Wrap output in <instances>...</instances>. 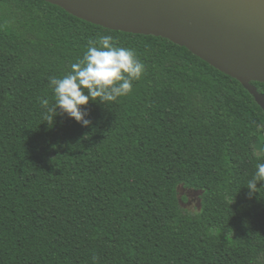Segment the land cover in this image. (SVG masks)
<instances>
[{
  "label": "trees",
  "instance_id": "16d2710c",
  "mask_svg": "<svg viewBox=\"0 0 264 264\" xmlns=\"http://www.w3.org/2000/svg\"><path fill=\"white\" fill-rule=\"evenodd\" d=\"M103 35L134 50L142 78L90 100L88 126L52 124L49 78ZM261 162L264 110L187 47L0 0V264H264V182L247 188ZM179 185L202 190L199 211Z\"/></svg>",
  "mask_w": 264,
  "mask_h": 264
},
{
  "label": "water",
  "instance_id": "95a60500",
  "mask_svg": "<svg viewBox=\"0 0 264 264\" xmlns=\"http://www.w3.org/2000/svg\"><path fill=\"white\" fill-rule=\"evenodd\" d=\"M103 27L185 46L231 75L264 110V0H46Z\"/></svg>",
  "mask_w": 264,
  "mask_h": 264
},
{
  "label": "clouds",
  "instance_id": "9594fccd",
  "mask_svg": "<svg viewBox=\"0 0 264 264\" xmlns=\"http://www.w3.org/2000/svg\"><path fill=\"white\" fill-rule=\"evenodd\" d=\"M144 71V64L134 50L116 46L111 35L99 36L88 41L82 58L71 64L66 75L49 78L55 103L49 106L47 99L40 103L50 114L47 120L52 124L54 116L66 114L82 126H88L90 121L86 119L88 113L84 108L90 100L96 102L99 98L103 104L128 95L133 81L140 80ZM255 167L253 177L247 182L250 196L256 192L257 182H264V162Z\"/></svg>",
  "mask_w": 264,
  "mask_h": 264
},
{
  "label": "rangeland",
  "instance_id": "374dc122",
  "mask_svg": "<svg viewBox=\"0 0 264 264\" xmlns=\"http://www.w3.org/2000/svg\"><path fill=\"white\" fill-rule=\"evenodd\" d=\"M256 152L262 153V150L258 144H256ZM201 195L202 190H196L193 188L185 187L183 185L178 186V196L180 203L184 208L192 211H199L201 208Z\"/></svg>",
  "mask_w": 264,
  "mask_h": 264
}]
</instances>
